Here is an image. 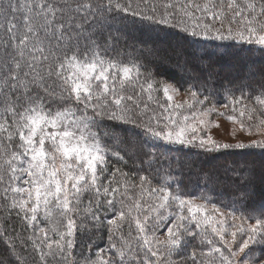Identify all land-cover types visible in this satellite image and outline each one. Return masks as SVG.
<instances>
[{
  "label": "snow or ice",
  "instance_id": "obj_1",
  "mask_svg": "<svg viewBox=\"0 0 264 264\" xmlns=\"http://www.w3.org/2000/svg\"><path fill=\"white\" fill-rule=\"evenodd\" d=\"M0 264H264V0H0Z\"/></svg>",
  "mask_w": 264,
  "mask_h": 264
},
{
  "label": "rangeland",
  "instance_id": "obj_2",
  "mask_svg": "<svg viewBox=\"0 0 264 264\" xmlns=\"http://www.w3.org/2000/svg\"><path fill=\"white\" fill-rule=\"evenodd\" d=\"M184 99L183 95L176 98L177 102H180ZM222 110V109H221ZM212 120L216 121L219 125V127H216L213 125L212 127L208 128L207 131L213 136V138L222 140L225 142H229L232 140V131L233 129H236V137L237 138H243L244 134L239 132V125L233 124L231 121H229L225 116H216L213 115L211 117Z\"/></svg>",
  "mask_w": 264,
  "mask_h": 264
},
{
  "label": "trees",
  "instance_id": "obj_3",
  "mask_svg": "<svg viewBox=\"0 0 264 264\" xmlns=\"http://www.w3.org/2000/svg\"><path fill=\"white\" fill-rule=\"evenodd\" d=\"M237 51H239V49H229V52H231V53H235V52H237ZM255 59H257V60H259V57H255ZM174 75V74H173ZM221 102H223L222 101V98H221ZM223 110V109H222Z\"/></svg>",
  "mask_w": 264,
  "mask_h": 264
}]
</instances>
